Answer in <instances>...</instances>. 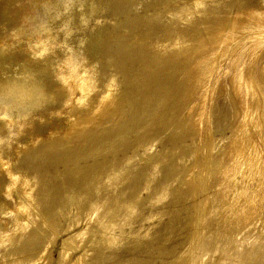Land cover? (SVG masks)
Instances as JSON below:
<instances>
[{
  "label": "rangeland",
  "instance_id": "1",
  "mask_svg": "<svg viewBox=\"0 0 264 264\" xmlns=\"http://www.w3.org/2000/svg\"><path fill=\"white\" fill-rule=\"evenodd\" d=\"M6 1L0 264H264V0Z\"/></svg>",
  "mask_w": 264,
  "mask_h": 264
},
{
  "label": "bare ground",
  "instance_id": "2",
  "mask_svg": "<svg viewBox=\"0 0 264 264\" xmlns=\"http://www.w3.org/2000/svg\"><path fill=\"white\" fill-rule=\"evenodd\" d=\"M18 0H7L6 2H4V5H3V11H2V9H1V14L3 13L4 14V16L2 17V19L3 20H6V21H8V22H14V21H17V20H19V19H21V9H22V7H23V5H22V7H19V8H11V6L13 5V4H15L16 2H17ZM24 5H25V3H24ZM212 14H214V13H212ZM211 15V14H210ZM226 17V16H225ZM178 20V19H177ZM226 20V19H225ZM32 23V24H31ZM31 23H30V25H28V31H31V30H33V28L35 27V25H33L34 23L35 24H37V20H36V18H34V20H32L31 21ZM174 23V22H173ZM170 25V24H169ZM191 25V24H190ZM217 25V24H216ZM46 25L45 24H43L42 25V27H45ZM168 26V25H167ZM171 26V25H170ZM174 26V25H173ZM226 26H227V24H226ZM195 27V26H194ZM215 27V26H214ZM167 28V27H166ZM193 28V27H192ZM191 28V29H192ZM226 27H224V29H225ZM171 29V28H170ZM190 29V30H191ZM224 29H222V31H220V33H218V32H216L217 34H215V36H218V35H221V33L223 32V30ZM174 31V30H173ZM183 31V30H182ZM192 31V30H191ZM194 31V30H193ZM214 31H216V30H214ZM219 31V30H218ZM172 34V33H171ZM214 34V33H213ZM146 37V36H145ZM170 38H171V35H170ZM136 39V38H135ZM142 39V38H141ZM137 40V39H136ZM186 40V39H185ZM50 41V39H49V37H48V39H46V40H44L43 42H42V45H44V46H46V47H49V45H50V43L51 42H49ZM145 41V40H144ZM136 42V41H135ZM146 42V41H145ZM182 42V41H181ZM147 43V42H146ZM111 45V44H110ZM137 45V44H136ZM145 45V44H144ZM177 45V44H176ZM0 46H1V44H0ZM143 46V45H142ZM183 46V45H182ZM114 47V46H113ZM116 48V47H115ZM137 48V47H136ZM178 48V47H177ZM146 49V48H145ZM142 50V49H141ZM148 50V49H147ZM175 50V49H174ZM115 51V50H114ZM113 51V52H114ZM122 51V50H121ZM130 52V51H129ZM138 52V51H137ZM150 52H151V50H150ZM111 53V52H110ZM140 53V52H139ZM143 53H144V51H143ZM142 53V54H143ZM147 53H149V51L147 52ZM172 53V52H171ZM179 53V52H178ZM113 54V53H112ZM130 54V53H129ZM141 54V55H142ZM146 54V53H145ZM157 54V53H156ZM169 54V53H168ZM134 55V54H133ZM132 55V56H133ZM136 55V54H135ZM148 55V54H147ZM146 55V56H147ZM152 55V54H151ZM150 55V56H151ZM113 56H115V55H113ZM131 56V55H130ZM130 56H129V58H130ZM138 56V55H137ZM149 56V57H150ZM139 57V56H138ZM145 57V56H144ZM114 58V57H113ZM117 59V58H116ZM124 59V58H123ZM165 59V58H164ZM114 60V59H113ZM137 61V60H136ZM147 62V61H146ZM159 62V61H158ZM131 63V62H130ZM157 64V63H156ZM17 69H18V78L19 79H23L24 81H25V84H24V87H23V89H21L20 91L19 90H17V92L19 93V94H21V95H33V96H35V97H38V100H44V101H46L49 97H54L55 95H57V93H58V90H56V89H51V90H46V89H41V88H38L36 85H35V83L37 82V78L34 76V70L33 69H29L28 67H24L23 65H22V63H19L18 61H16V63L15 64H13ZM125 65V64H124ZM140 65H141V63H140ZM153 65V64H152ZM110 66V65H109ZM119 66V65H118ZM121 66V65H120ZM123 66V65H122ZM136 66V65H135ZM155 66V65H154ZM110 68V67H109ZM134 68H136V67H134ZM145 68V67H144ZM138 69H139V67H138ZM126 70H127V68H126ZM158 70V69H157ZM188 74H187V76H188V79L187 80H185V88H183L184 90V93H186V97L187 98H189L190 96H191V94H192V86H193V82H194V75H193V73L192 72H190V71H188L187 72ZM135 76V75H134ZM92 77H93V75H92ZM91 77V78H92ZM153 77V76H152ZM151 77V78H152ZM91 78L89 77L88 78V80H87V88L89 87V86H91V83H92V80H91ZM135 78V77H134ZM186 78V77H185ZM94 80V79H93ZM89 81H91V83L89 82ZM138 81V80H137ZM156 81V80H155ZM148 82V81H147ZM0 83H2L5 87H9L10 86V84H8L9 83V79L8 80H6V79H4V78H0ZM155 83V82H154ZM158 84V83H157ZM92 87V86H91ZM91 87H89V88H91ZM148 87V86H147ZM150 87V86H149ZM180 91V90H179ZM121 94V93H120ZM164 94V93H163ZM61 95V94H60ZM117 95V94H116ZM165 95V94H164ZM177 95H178V93H177ZM181 96H184V94L183 95H180V97ZM180 97H179V100H180ZM186 97H183V98H186ZM115 98V97H114ZM119 99V98H118ZM171 99V98H170ZM124 100V99H123ZM128 100V99H127ZM172 100V99H171ZM178 100V101H179ZM187 100V99H186ZM186 100H184L185 102H186ZM96 102H97V100H95ZM94 101V102H95ZM122 101V100H121ZM168 101V100H167ZM176 101V100H175ZM16 102L17 101H15V100H11V101H8L7 102V104H8V107L10 108L11 107V111H12V114H11V117H14V118H10V119H8L6 122H2V121H0V131L3 129V127L4 126H7V125H9V127L13 124L14 125V127H16V123H15V119H20V117L23 115V113H24V110H23V108H16L18 105H16ZM115 102V101H114ZM177 102V101H176ZM180 102H181V100H180ZM160 103H162V102H160ZM169 103V102H168ZM175 103V102H174ZM179 103V102H178ZM94 104V103H93ZM96 104V103H95ZM133 104V103H132ZM92 105V104H91ZM90 105V106H91ZM96 105H99V103H97ZM95 105V106H96ZM163 105V104H162ZM170 105V104H169ZM175 105H176V103H175ZM93 106V105H92ZM91 106V108H93V107H95V106H93L92 107ZM100 106V105H99ZM181 106V105H180ZM163 107V106H162ZM171 107V106H170ZM169 107V108H170ZM178 107V106H177ZM182 107H183V104H182ZM198 107V106H197ZM90 108V107H89ZM96 108H97V106H96ZM101 109V108H100ZM95 111H97V110H94V112ZM197 111H199V110H197ZM120 112V111H119ZM127 114V113H126ZM131 114V113H130ZM127 118V117H126ZM121 120V119H120ZM82 121H83V119H82ZM119 122V121H118ZM117 122V123H118ZM115 125V124H114ZM116 126H117V124H116ZM124 126V125H123ZM121 127V126H120ZM11 128V127H10ZM111 128V127H110ZM178 128V127H177ZM137 131V130H136ZM82 133V132H81ZM116 134V133H115ZM86 135V134H85ZM119 135V134H118ZM90 136V135H89ZM70 139H71V137H70ZM120 139V138H119ZM78 141V140H77ZM123 141V140H122ZM74 142V141H73ZM93 146V145H92ZM83 149H85V148H83ZM95 151V150H94ZM94 151H92V152H94ZM68 152V151H67ZM89 152V151H88ZM97 152V151H96ZM70 153V152H69ZM89 155V154H88ZM93 155V154H92ZM120 155V154H119ZM31 156V155H30ZM51 156V155H50ZM23 158V157H22ZM36 159V158H35ZM30 160H32V159H30ZM153 160V159H152ZM69 163V162H68ZM21 168V167H20ZM63 172V171H62ZM184 174H185V172H184ZM58 175V174H57ZM190 175V174H189ZM59 176V175H58ZM45 177V176H44ZM115 177V176H114ZM47 178V177H46ZM119 178V177H118ZM58 180V179H57ZM112 180V179H111ZM62 181V180H61ZM114 181V180H113ZM125 182V181H124ZM45 184V183H44ZM76 184V183H75ZM166 192L165 191H162L161 190V193H160V195H158L157 196V198H160V197H163V196H165L166 194H165ZM157 195V194H156ZM31 198V197H30ZM21 201V200H20ZM23 201V200H22ZM113 201V200H112ZM28 202L30 203V200H29V198L28 197H26V198H24V205L25 206H27V204H28ZM23 205V206H24ZM22 206V205H21ZM22 206V208H23V212H24V216H26L27 214V211H26V207L24 208ZM34 206H35V204H34ZM99 208V207H98ZM126 215L128 214V216H129V214H131L133 211H132V208L130 207V205H127L126 206ZM143 209V208H142ZM103 211V210H102ZM101 211V212H102ZM107 211V210H106ZM105 211V212H106ZM105 212H103L102 213V215H105L104 213ZM107 213H108V211H107ZM26 214V215H25ZM100 214V213H99ZM112 214V213H111ZM110 214V215H111ZM124 214V213H123ZM101 215V216H102ZM108 216H110L109 214H107ZM107 215H105V216H107ZM112 216V215H111ZM132 216V215H131ZM40 217V216H39ZM43 218V217H42ZM49 218V217H48ZM99 218H101V217H98V219ZM114 218H115V216H114ZM100 221H101V219H99ZM109 220V218L107 219V221ZM116 220V219H115ZM115 220H111V222L110 221H108V222H110V225H109V229L110 228H112V227H114L115 226ZM28 221H29V219H28ZM105 221V220H104ZM43 222V221H42ZM103 224H104V222H103ZM22 225V224H21ZM24 225V224H23ZM29 225V224H28ZM107 225H108V223H107ZM181 226V225H180ZM103 227V226H102ZM24 228H25V226H24ZM108 228V227H107ZM109 229L108 230H106L105 231V229H104V231H105V234H106V241H107V243H110V244H114V243H116V242H118V241H120V240H118L116 237H114V236H116V235H114L113 236V234L111 235V233H110V231H109ZM17 230V229H16ZM177 231V230H176ZM176 231H175V233H176ZM22 232V231H21ZM29 232H30V230H29ZM35 232V231H34ZM112 232V231H111ZM16 234V233H15ZM21 234V233H20ZM36 234H37V232H36ZM167 234V233H166ZM169 234V233H168ZM176 235V234H175ZM16 236V235H15ZM170 236V235H169ZM229 236V235H228ZM37 237V236H36ZM131 237V236H130ZM25 238V237H24ZM6 239V238H5ZM32 241V240H31ZM232 241H235V238H234V240H232ZM27 242V241H26ZM202 242V241H201ZM229 242V241H228ZM13 243V242H12ZM106 243V244H107ZM198 243H199V241H198ZM204 243V242H203ZM235 243V242H234ZM23 244V243H22ZM201 244V243H200ZM228 244V243H227ZM231 244V243H230ZM233 244V243H232ZM199 245V244H198ZM197 245V246H198ZM195 247V246H194ZM197 248V247H196ZM36 251V250H35ZM18 253V252H17ZM1 256V255H0ZM19 258H21V257H19ZM249 263V262H248Z\"/></svg>",
  "mask_w": 264,
  "mask_h": 264
}]
</instances>
